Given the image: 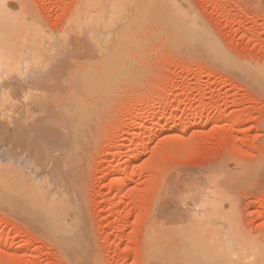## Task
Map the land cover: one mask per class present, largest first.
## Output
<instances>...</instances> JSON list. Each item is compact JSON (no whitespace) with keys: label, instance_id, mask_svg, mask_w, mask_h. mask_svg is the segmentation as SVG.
Masks as SVG:
<instances>
[{"label":"rangeland","instance_id":"374dc122","mask_svg":"<svg viewBox=\"0 0 264 264\" xmlns=\"http://www.w3.org/2000/svg\"><path fill=\"white\" fill-rule=\"evenodd\" d=\"M183 1L216 44L211 53L229 62L184 38L166 43L174 30L159 34L161 23H144L139 37L158 35L141 43L130 87L99 104V116L85 121V149L61 167L77 249L10 201L26 203L0 197V264H184L185 245L203 246L209 258L243 248L264 264V0ZM75 2L10 7L58 33ZM124 173L128 185L117 196Z\"/></svg>","mask_w":264,"mask_h":264},{"label":"bare ground","instance_id":"6f19581e","mask_svg":"<svg viewBox=\"0 0 264 264\" xmlns=\"http://www.w3.org/2000/svg\"><path fill=\"white\" fill-rule=\"evenodd\" d=\"M10 1L0 0V197L26 203L27 207L10 201L18 212L27 210L35 223L40 221L41 228L46 225L59 244L75 250L79 233L61 167L85 149L89 140L85 121L99 116V104L118 92L121 84L130 83L136 56L144 53L142 44L160 28L159 34L171 28L170 35L161 34L167 36L166 43L184 38L201 51L208 48L207 54L223 61L229 58L211 53L216 44L183 0H136L125 7L119 0L122 7L114 11L117 0H76L66 29L58 33L46 30L28 12L12 11ZM144 23L153 29L160 26L151 30L155 34L140 38L136 31ZM148 27L143 28L148 31ZM125 173L119 177L117 196L128 185ZM8 184L14 188L5 194ZM186 247L183 255L179 253L184 264H254L243 248L229 246V252L209 258L201 251L203 246Z\"/></svg>","mask_w":264,"mask_h":264},{"label":"snow or ice","instance_id":"6c2138e0","mask_svg":"<svg viewBox=\"0 0 264 264\" xmlns=\"http://www.w3.org/2000/svg\"><path fill=\"white\" fill-rule=\"evenodd\" d=\"M25 99H27V97H25Z\"/></svg>","mask_w":264,"mask_h":264}]
</instances>
